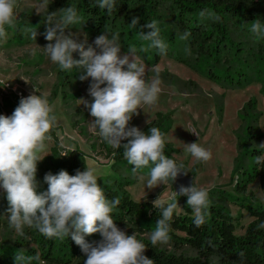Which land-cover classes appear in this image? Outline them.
Listing matches in <instances>:
<instances>
[{
  "label": "clouds",
  "instance_id": "1",
  "mask_svg": "<svg viewBox=\"0 0 264 264\" xmlns=\"http://www.w3.org/2000/svg\"><path fill=\"white\" fill-rule=\"evenodd\" d=\"M49 4V0H42L39 7L47 12ZM96 5L111 14L116 0H96ZM17 6L18 0H0V39L7 36L6 26L14 25ZM199 16L202 20H221L211 9L202 10ZM139 19L133 17L130 25L136 27ZM80 20L75 5L47 14L45 23L48 26L44 35L49 43L43 47L44 51L61 70L84 69L85 74L80 79L91 78L88 93L92 101H81L94 118L92 128L98 130L100 138L114 149L123 148V157L133 166L134 175L149 169L146 188L173 184L182 170L184 174L188 171L183 164L178 165L164 154L165 134L154 126L148 133L135 126L129 127V121L138 114V109L158 102L161 93L158 70L155 77L147 80L145 65L134 47L121 55L117 33L99 35L93 42L95 47L86 39L79 40L69 28ZM145 27L151 31H141L142 39L149 41V47L157 49L160 55H167L168 45L160 36L158 21L152 20ZM249 31L257 39L264 38V22L258 18L253 20ZM37 34V30L31 31V39L36 40ZM190 36V31L185 30L179 38L186 41ZM185 51L191 54L189 48ZM74 54L79 58H74ZM56 121L53 106L41 94L21 98L10 116L0 115V188L8 201L9 226L21 236L27 226L49 239L71 237L87 257L84 264H155L144 255L148 246L137 239L135 233L128 235L117 227L112 213L121 201L119 197L111 200L106 197L98 183L95 167L86 166L84 171L77 170L75 175L66 170L55 175L49 172L44 176L47 190L38 191L37 164L42 160L39 153L45 150V142L52 139L50 132ZM189 132L197 135L195 128ZM184 146L185 152L198 162L212 158L211 151L199 143ZM259 148H264V144ZM255 162L264 165V153L256 156ZM140 179H145L144 175H140ZM177 196L187 197L195 227L205 223L210 205L208 190L195 184L181 186L179 192L174 191L168 200L159 196L153 201L154 207L160 210V218L150 235L153 246L170 241V222L179 206ZM257 227L264 229V222ZM95 233H100L102 239L87 242L85 237ZM14 261L15 264H46L38 253L25 255L22 249L15 252Z\"/></svg>",
  "mask_w": 264,
  "mask_h": 264
},
{
  "label": "trees",
  "instance_id": "2",
  "mask_svg": "<svg viewBox=\"0 0 264 264\" xmlns=\"http://www.w3.org/2000/svg\"><path fill=\"white\" fill-rule=\"evenodd\" d=\"M49 1V13L53 9L59 10L75 5L81 20L71 27L84 30L91 40L107 32L117 33L121 51L127 52L130 47H134L138 57L149 65H156L162 55L157 49L149 47L150 42L144 41L140 33L151 31L145 25L156 20L160 28V36L168 45L167 55L164 56L228 86L239 87L248 83L253 77H263L264 95V38L257 39L249 31L253 20L258 18L264 22V0H116V7L111 14L106 9H100L96 5V0ZM204 9L215 11L221 20L219 22L202 20L199 13ZM27 14V12L22 13L24 16H28ZM133 17L140 18L136 27L130 25ZM47 26L38 24L35 30L39 32ZM185 30L191 33L186 41L179 38ZM245 36L250 41L246 43L242 41ZM142 48L147 51H141ZM186 48L190 49L191 54L185 57L183 54ZM250 49H257L258 58L251 55ZM65 73L66 70L61 74ZM170 76L178 80L177 77ZM188 84L197 88L194 82L189 81ZM63 95L67 97L65 92ZM16 99L14 97V100L18 101ZM255 105V101L249 100L241 109V120L245 121L253 117V122L246 123L244 132L242 130L241 133H237L238 160L232 177L235 172L241 174L240 181L236 180L234 184V191L239 196L215 188L209 193H215L224 200L234 203L241 210H246L253 218L241 234L236 233L241 224V216L233 215L229 209L215 202H210L205 223L199 228L195 227L193 211L187 206V197L177 196L176 199L183 213H179L177 208L170 222V241L167 244L173 250L163 247L162 244L153 246L146 234L151 235L155 229L156 222L160 218V210L154 207L152 201H135L124 188L128 183L126 180L103 181L98 178V183L104 189L106 197L110 200L119 197L121 201L112 213L117 227L128 235L135 233L137 239L148 246L144 255L152 259L155 264H264V229L257 227L264 222V204L247 191V185L257 180L264 195V165H257L255 162V157L264 153V148H249L254 139L260 140L264 136L257 124L258 117L263 116L264 119V109L258 112ZM79 113H81L80 109L75 108L74 115ZM172 116V112H156L141 131L148 133L149 128L154 126L166 136L172 123ZM72 125L77 127V121L73 120ZM94 131L105 156L120 161L123 158V148L114 149L100 138L98 130L94 129ZM244 133L245 137H243ZM54 141L57 143L58 138L54 137ZM173 151L166 142L164 154L173 159L171 156ZM62 152L67 156H62ZM246 155L253 160L251 170L243 168L241 159ZM85 168L84 159L76 148L59 151L55 145L37 164L38 191L44 192L42 189L45 183L44 176L49 172L58 174L59 171L66 170L70 175H75L77 170L84 171ZM187 175L194 177L191 172H187ZM251 198L254 201H251ZM7 208L6 196H0V215H7ZM85 239L89 243H94L99 242L102 236L100 233H95L86 236ZM16 243L20 247L28 246L27 249H23L25 255L38 253L46 264H84L87 259L71 237L62 240L49 239L35 228L26 229L23 237ZM19 246L0 248V264H15L14 254L17 250H21ZM184 247L190 248L195 254L176 252L177 249Z\"/></svg>",
  "mask_w": 264,
  "mask_h": 264
},
{
  "label": "rangeland",
  "instance_id": "3",
  "mask_svg": "<svg viewBox=\"0 0 264 264\" xmlns=\"http://www.w3.org/2000/svg\"><path fill=\"white\" fill-rule=\"evenodd\" d=\"M41 3L42 0H18L16 21L13 26H6L7 36L0 39V115L10 116L19 105L20 99L30 94L46 96L54 108L57 121L50 132L52 139L45 142V150L39 153L41 159L48 155L55 145L59 151L76 148L81 153L85 165L97 169V176L101 180H126L128 183L124 188L135 201L153 202L159 196L163 200H168L174 194L175 182L148 189L146 188L148 168L134 175L133 166L124 157L120 161H115L113 157L105 156L91 125L94 118L81 101H92L88 93L91 78L83 81L80 79V76L85 74L84 69L66 70L65 74H61L64 70L53 63L43 49L49 43L44 35L47 27L37 31L36 40L30 37V32L34 31L38 24L47 25L45 20L47 14H50L48 12L50 4L46 12L40 9ZM56 11L58 10H52ZM23 12H27L28 16L22 15ZM57 15L59 16V13ZM69 31L79 40L86 39L88 44L94 45V40L89 39L84 30L70 27ZM242 41L246 43L250 40L245 36ZM249 51L258 58L257 49ZM124 53L126 52L121 51V55ZM183 55L186 57V51ZM74 58L78 59V54H74ZM140 61L145 65L147 80L155 77L158 70L161 93L155 105H143L142 109H138V114L129 121V127L135 126L141 130L156 112H172V123L165 139L174 150L171 155L173 159L178 165H185L186 171L194 174L193 184L198 188H205L209 193L215 188L238 195L234 191V184L236 180L240 181L241 174L235 172L232 177L238 160L237 133H241L242 130L244 132L246 123L253 122V117L241 120V109L249 100H253L256 110L263 111V77H253L245 85L234 87L209 78L204 73L168 56H161L156 65L146 64L142 58ZM261 66L263 68V65ZM170 75L177 77L178 80H174L175 78ZM189 81L194 82L197 88L188 84ZM182 82L184 84H181ZM64 92L67 97H64ZM14 97L18 101H15ZM75 108L80 109L81 113L74 115ZM73 120L77 121V127L72 125ZM257 124L264 135L263 116L258 117ZM193 128L196 129L197 135L189 132ZM245 136L246 134L243 137ZM54 137L58 138L57 143ZM124 142L126 141H122ZM194 142L211 151L212 158L209 161L198 162L185 152L184 144ZM261 144H264V136L260 140L254 139L249 148H259ZM242 160L243 168L251 170L252 158L246 155ZM140 175H144L145 179H140ZM47 187L48 185L44 183L42 189L46 191ZM247 191L264 204V195L257 180L247 185ZM3 195L6 196V193L0 188V196ZM209 199L210 202L229 209L233 215L241 216L237 234L243 233L247 224L253 220L246 210H241L234 203L224 200L215 193L209 194ZM250 200L254 201L253 198ZM178 212L183 213L180 205ZM26 229L29 227H24V234ZM146 236L150 238V234ZM22 237L9 226L7 215H0V248L19 246L16 242ZM162 246L173 250L168 244ZM27 247L19 246L22 250ZM176 252L195 254L188 247L177 249Z\"/></svg>",
  "mask_w": 264,
  "mask_h": 264
},
{
  "label": "water",
  "instance_id": "4",
  "mask_svg": "<svg viewBox=\"0 0 264 264\" xmlns=\"http://www.w3.org/2000/svg\"><path fill=\"white\" fill-rule=\"evenodd\" d=\"M193 185V178L191 176H188L187 174H184L182 170L181 174L175 181V192L178 193L181 186L189 187Z\"/></svg>",
  "mask_w": 264,
  "mask_h": 264
},
{
  "label": "built area",
  "instance_id": "5",
  "mask_svg": "<svg viewBox=\"0 0 264 264\" xmlns=\"http://www.w3.org/2000/svg\"><path fill=\"white\" fill-rule=\"evenodd\" d=\"M6 86H8V85H6ZM20 94V93H19ZM62 155H64V152H62Z\"/></svg>",
  "mask_w": 264,
  "mask_h": 264
}]
</instances>
